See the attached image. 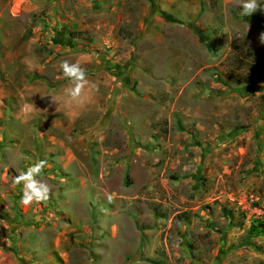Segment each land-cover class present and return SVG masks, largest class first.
<instances>
[{
    "label": "rangeland",
    "instance_id": "rangeland-1",
    "mask_svg": "<svg viewBox=\"0 0 264 264\" xmlns=\"http://www.w3.org/2000/svg\"><path fill=\"white\" fill-rule=\"evenodd\" d=\"M39 160L51 195L24 206L14 177ZM260 222L264 11L0 0V264H264Z\"/></svg>",
    "mask_w": 264,
    "mask_h": 264
},
{
    "label": "clouds",
    "instance_id": "clouds-1",
    "mask_svg": "<svg viewBox=\"0 0 264 264\" xmlns=\"http://www.w3.org/2000/svg\"><path fill=\"white\" fill-rule=\"evenodd\" d=\"M238 6L241 8L242 16H250L256 11H264V0H238ZM60 70L63 76L70 82L65 88L62 100L65 106L83 105L90 99L87 91L90 81L87 78L86 69L78 62L69 60L61 61ZM57 105L59 101L50 96ZM35 108V106L33 105ZM36 109V108H35ZM47 166L46 160H39L33 163L14 177V184L22 185L21 203L29 206L33 203H42L47 201L51 195V187L40 179L41 174ZM112 197L108 200L111 202Z\"/></svg>",
    "mask_w": 264,
    "mask_h": 264
},
{
    "label": "trees",
    "instance_id": "trees-1",
    "mask_svg": "<svg viewBox=\"0 0 264 264\" xmlns=\"http://www.w3.org/2000/svg\"><path fill=\"white\" fill-rule=\"evenodd\" d=\"M250 233L262 234L264 233V223L260 222L258 226H252Z\"/></svg>",
    "mask_w": 264,
    "mask_h": 264
},
{
    "label": "built area",
    "instance_id": "built-area-1",
    "mask_svg": "<svg viewBox=\"0 0 264 264\" xmlns=\"http://www.w3.org/2000/svg\"><path fill=\"white\" fill-rule=\"evenodd\" d=\"M255 209V208H254ZM256 210V209H255Z\"/></svg>",
    "mask_w": 264,
    "mask_h": 264
}]
</instances>
